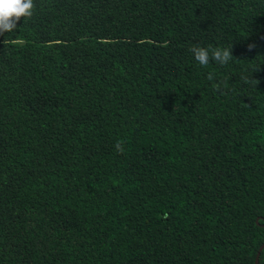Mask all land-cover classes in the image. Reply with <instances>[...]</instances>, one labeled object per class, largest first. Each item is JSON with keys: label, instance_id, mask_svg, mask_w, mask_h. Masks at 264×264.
<instances>
[{"label": "trees", "instance_id": "16d2710c", "mask_svg": "<svg viewBox=\"0 0 264 264\" xmlns=\"http://www.w3.org/2000/svg\"><path fill=\"white\" fill-rule=\"evenodd\" d=\"M33 4L0 33V264H254L264 0Z\"/></svg>", "mask_w": 264, "mask_h": 264}, {"label": "clouds", "instance_id": "9594fccd", "mask_svg": "<svg viewBox=\"0 0 264 264\" xmlns=\"http://www.w3.org/2000/svg\"><path fill=\"white\" fill-rule=\"evenodd\" d=\"M33 7V0H0V33L11 31L22 17L32 14ZM255 47V44L248 45L249 51ZM190 51L201 66H207L209 62V49L205 47H192ZM211 55L212 59L222 66L228 64L232 59L231 52L227 48L212 49ZM207 79L211 80L212 74H209ZM117 150L120 152L124 150L119 141H117Z\"/></svg>", "mask_w": 264, "mask_h": 264}, {"label": "water", "instance_id": "95a60500", "mask_svg": "<svg viewBox=\"0 0 264 264\" xmlns=\"http://www.w3.org/2000/svg\"><path fill=\"white\" fill-rule=\"evenodd\" d=\"M263 248H264V242L258 248V251H257L256 256H255L254 264H258L259 255H260V252Z\"/></svg>", "mask_w": 264, "mask_h": 264}]
</instances>
